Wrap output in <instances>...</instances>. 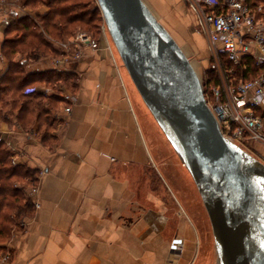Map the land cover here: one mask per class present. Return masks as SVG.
I'll return each instance as SVG.
<instances>
[{
	"label": "crops",
	"instance_id": "0c3cea01",
	"mask_svg": "<svg viewBox=\"0 0 264 264\" xmlns=\"http://www.w3.org/2000/svg\"><path fill=\"white\" fill-rule=\"evenodd\" d=\"M144 1L155 15L178 9L197 26L185 0ZM15 16L0 8V27ZM82 53L66 66L78 75V89L71 113L69 103L60 107L54 143L14 120L0 124L13 163L39 171L28 196L35 214L13 235L0 264H185L177 245L192 244L194 225L170 169H186L163 153L151 112L105 45ZM53 58L27 70H53ZM6 64L0 54L1 73Z\"/></svg>",
	"mask_w": 264,
	"mask_h": 264
},
{
	"label": "water",
	"instance_id": "95a60500",
	"mask_svg": "<svg viewBox=\"0 0 264 264\" xmlns=\"http://www.w3.org/2000/svg\"><path fill=\"white\" fill-rule=\"evenodd\" d=\"M151 114L190 173L220 264H264V163L222 134L201 77L144 0H96Z\"/></svg>",
	"mask_w": 264,
	"mask_h": 264
},
{
	"label": "trees",
	"instance_id": "16d2710c",
	"mask_svg": "<svg viewBox=\"0 0 264 264\" xmlns=\"http://www.w3.org/2000/svg\"><path fill=\"white\" fill-rule=\"evenodd\" d=\"M23 5L36 13V21L18 15L0 27V54L7 60L0 72V124L14 120L24 132H36L43 141L53 139L54 143L56 138L50 130L55 131L60 107L68 102L58 94L49 95L44 87L54 91L62 84L76 92L78 75L64 69L30 72L27 65L48 57L60 58L62 52L50 39H71L78 26L99 36L103 16L95 0H23ZM37 174L39 171L27 164H14L13 153L0 142V256L7 252L6 245L21 221L32 219L36 211L25 186L15 183L26 179L35 186Z\"/></svg>",
	"mask_w": 264,
	"mask_h": 264
},
{
	"label": "built area",
	"instance_id": "2783aa9c",
	"mask_svg": "<svg viewBox=\"0 0 264 264\" xmlns=\"http://www.w3.org/2000/svg\"><path fill=\"white\" fill-rule=\"evenodd\" d=\"M185 2L205 38L209 74L202 83L222 134L238 146L264 150V0ZM14 6V0H0V8L10 10ZM102 32L106 49L118 68L105 23ZM50 42L62 52L60 58H53L54 69L67 70L68 62L81 58L84 48L99 49L96 39L87 33ZM59 95L69 103L66 112L70 114L75 94L60 87ZM182 247L181 242L177 250Z\"/></svg>",
	"mask_w": 264,
	"mask_h": 264
},
{
	"label": "rangeland",
	"instance_id": "374dc122",
	"mask_svg": "<svg viewBox=\"0 0 264 264\" xmlns=\"http://www.w3.org/2000/svg\"><path fill=\"white\" fill-rule=\"evenodd\" d=\"M14 1L16 2V6L10 8V12L14 13V16L16 14L17 16L18 15L20 16L28 15L32 17L35 21L37 20L36 13L33 12L30 7H25L23 5V0H14ZM95 3L97 5L96 0H95ZM45 11L46 9L42 7L41 12H43L44 14ZM165 11H166L165 14L160 13L156 15L157 18L164 24V26L173 35L175 40H177V42L181 45V47L183 48V50L185 51L189 59L192 61L193 65L195 66L199 76L201 77V80L204 81L205 83L206 75L209 74L207 70V68L209 67V62L207 61V58H206L207 57L206 42L201 32V29L199 28V26H192L188 22V20H185L184 14H181L178 11V9L174 11V13L168 12L166 9ZM104 23L105 22L102 19V21L100 22L101 33L99 36H95L93 33L85 29H82V26H78V30L75 36L80 33H87L93 36L97 42L99 40L100 41L98 43L99 45L101 46L105 45V48H107L105 44V37L103 36V32H102V25H104ZM100 37H101V40H100ZM107 37L110 40L113 53L116 56L117 61H119L118 63L120 64L124 74L127 76L128 80L130 79V83L132 84V87L136 90V92L138 93V96L142 100L141 102L147 107L139 91L137 90L135 84L133 83L130 75L128 74L122 60L120 59L118 52L111 40L109 32H107ZM73 50L76 51L74 47H73ZM107 51L109 52L108 49ZM45 66L46 64L43 61V62H40V64L36 68L40 69ZM44 89L47 91L49 95L59 93L58 89L53 91V89L47 86H45ZM154 125H155V129L157 130V133L159 134L158 138L161 141L163 153L166 154V157L168 158L170 156V159L171 157L174 159L178 157L179 161L182 162L179 156L177 155L176 151L174 150L173 146L170 144L169 140L167 139L166 135L162 131L161 127L155 120V118H154ZM50 132H52V134L54 132L55 134V131L53 130H50ZM240 147L244 149L245 151H247L250 155L257 158L259 161L264 163V150L261 147L254 148V147L247 146V145H241ZM184 168L186 169L185 166ZM170 170L173 171L170 174L175 176V177L171 176V180L176 185V188H181V192L183 193L181 201L183 205L185 206V208L187 209L188 218L190 217V220L192 221L194 225V229L192 232L194 235V239L192 240L193 241L192 244L191 245L185 244V247H184V243H182L183 244L182 250L180 251L176 250V251L179 252L180 255L186 254L187 259L183 258V260L185 259V264H220L219 254L217 252L216 241H215L213 229L211 226V222H210L208 213L205 209L203 200L201 196L198 195L199 191H197L196 189L197 188L196 184L194 183L191 175H189L190 173L188 172L187 169H186V174H182V172L177 167H172ZM37 176H39V174H37ZM15 184L20 187L25 186V188L27 189V196H29V192L31 188H29L30 185L28 184V180L26 179L23 181L17 180ZM154 188H156L155 185H154ZM190 188H192L193 191H190ZM23 223L24 221H21L20 227L15 229L14 233L22 229ZM178 256H175L174 260L177 259Z\"/></svg>",
	"mask_w": 264,
	"mask_h": 264
},
{
	"label": "bare ground",
	"instance_id": "6f19581e",
	"mask_svg": "<svg viewBox=\"0 0 264 264\" xmlns=\"http://www.w3.org/2000/svg\"><path fill=\"white\" fill-rule=\"evenodd\" d=\"M184 165V164H183Z\"/></svg>",
	"mask_w": 264,
	"mask_h": 264
}]
</instances>
